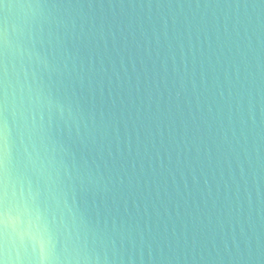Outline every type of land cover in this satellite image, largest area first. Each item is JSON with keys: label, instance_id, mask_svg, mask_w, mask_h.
I'll use <instances>...</instances> for the list:
<instances>
[{"label": "water", "instance_id": "water-1", "mask_svg": "<svg viewBox=\"0 0 264 264\" xmlns=\"http://www.w3.org/2000/svg\"><path fill=\"white\" fill-rule=\"evenodd\" d=\"M3 4L11 264H264V0Z\"/></svg>", "mask_w": 264, "mask_h": 264}, {"label": "clouds", "instance_id": "clouds-1", "mask_svg": "<svg viewBox=\"0 0 264 264\" xmlns=\"http://www.w3.org/2000/svg\"><path fill=\"white\" fill-rule=\"evenodd\" d=\"M3 4V0H0ZM11 5L3 4L4 9ZM12 44L9 39L7 17L0 24V187L6 192L9 168L12 163V152L10 147V133L8 125L9 116V56ZM2 222V214H0ZM79 243V241H77ZM48 258H41V264H45ZM88 257L80 256L78 252L71 256H65L63 264H87ZM0 264H11L6 253L0 252ZM48 264H60L59 258L48 259Z\"/></svg>", "mask_w": 264, "mask_h": 264}]
</instances>
